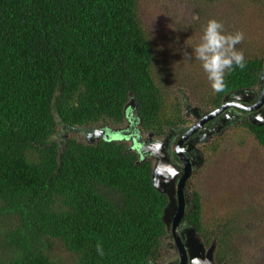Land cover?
<instances>
[{"label": "trees", "instance_id": "1", "mask_svg": "<svg viewBox=\"0 0 264 264\" xmlns=\"http://www.w3.org/2000/svg\"><path fill=\"white\" fill-rule=\"evenodd\" d=\"M137 5L138 0H0V264L160 260L167 197L153 187L152 161L138 162L124 143H83L67 129L57 140L58 123L122 124L129 96L144 133L164 137L191 122L154 74L155 51ZM245 60L243 69L226 73L223 91L208 95L204 107L216 108L226 93L257 85L264 57ZM238 127L236 134L264 151V125L245 119ZM222 136L206 145L209 155L223 151L228 141ZM190 186L192 205L183 221L206 247L215 242L216 264L231 263L238 211L207 206L204 189L193 180ZM53 245L71 260L55 257Z\"/></svg>", "mask_w": 264, "mask_h": 264}, {"label": "rangeland", "instance_id": "2", "mask_svg": "<svg viewBox=\"0 0 264 264\" xmlns=\"http://www.w3.org/2000/svg\"><path fill=\"white\" fill-rule=\"evenodd\" d=\"M137 10L155 51L154 74L160 76L164 93L177 96L182 112L185 104L206 112L203 103L214 92L194 53L209 19L222 22L226 33H244L236 47L245 57H264V0H138ZM188 54H192L190 58ZM239 123L220 131L228 141L221 153L206 152V145L220 135L197 146L204 162L192 172L186 186L192 192L190 180L197 181L207 194V206L223 204L238 211V228L233 229L235 250L229 264H264V151L249 137L236 134ZM58 128L60 142L67 133L63 135L59 123ZM75 133L85 142L80 132ZM52 252L63 263L71 260L58 245L52 246Z\"/></svg>", "mask_w": 264, "mask_h": 264}, {"label": "water", "instance_id": "3", "mask_svg": "<svg viewBox=\"0 0 264 264\" xmlns=\"http://www.w3.org/2000/svg\"><path fill=\"white\" fill-rule=\"evenodd\" d=\"M261 74L260 77L264 78V71ZM234 94L235 100L231 103H224L220 108L198 119L184 133L173 153L170 147V133H167L164 137H155L152 132H142L141 121L136 116L137 103L132 96H129L128 102L123 107L124 121L118 126L111 127L104 124L92 128H78L61 124L62 130L67 129L72 132H81L85 140V142L81 141L83 143L92 144L99 140L127 143L128 150L137 154L138 162L146 160L147 158L152 161L153 187L167 197V204L163 211L162 221L167 232H171L178 249L179 259L177 264H216L214 261L215 242L206 247L195 227L183 221L186 212L192 205L186 188L187 181L193 170L199 169L204 162L202 154L196 148V144L208 143L211 134H219L226 123V119H223L220 126L215 129L208 130V128L200 126L202 123L213 120L223 109L231 106H238V108L249 113L247 119L252 125H264V90L254 104L248 103V100L239 96L236 98L238 94L246 96L248 90L239 89ZM227 99L228 96L225 97V100ZM198 110V107L185 104L186 116L192 114L195 118H198ZM200 128V140L195 141L193 146L181 151L179 147L183 140L194 134ZM63 137H66V135ZM192 148L197 151V154L193 159H190L187 154ZM173 154L179 160V163L172 161L171 156Z\"/></svg>", "mask_w": 264, "mask_h": 264}, {"label": "clouds", "instance_id": "4", "mask_svg": "<svg viewBox=\"0 0 264 264\" xmlns=\"http://www.w3.org/2000/svg\"><path fill=\"white\" fill-rule=\"evenodd\" d=\"M243 39V32L226 33L222 22L216 19L207 21L194 53L196 59L201 62L214 91H223L227 72H231L235 68L243 69L245 67L244 52L236 47ZM191 55L188 54V58ZM96 248L102 256L104 254L103 246L98 243Z\"/></svg>", "mask_w": 264, "mask_h": 264}, {"label": "flooded vegetation", "instance_id": "5", "mask_svg": "<svg viewBox=\"0 0 264 264\" xmlns=\"http://www.w3.org/2000/svg\"><path fill=\"white\" fill-rule=\"evenodd\" d=\"M261 73H260V75H262ZM260 75L258 77V79H260V80H258L257 85L255 87L250 88V89H245V90H248V94L246 96L242 95V94H238L236 96V98L239 96L241 98L248 100L249 101L248 103L254 104L256 102L257 98L259 97V95L261 94V92L264 90V78H261ZM235 91H237V90L226 93L225 96L222 98L220 105L216 108H213L210 110L208 109L206 112L201 111V109L199 108L198 118H195L192 114H190L189 116H186V111L183 112V116L186 119H189L190 116L194 118L191 122H189L187 124V128L189 129L191 126H193L197 122L198 119H201V118L205 117L209 112L220 108L222 105H224V103H227V102L231 103L233 100H235V98H234V96H235L234 92ZM226 96H228L227 100H225ZM248 114L249 113H247L246 111L238 108V106L226 107L225 109L222 110V112L219 115H217V117H215L213 120L202 123V125L200 127H206V128H208V130L215 129L218 126H220V123H222L223 119H226V123L224 124V126L222 128V130H224L226 128H229L230 126L236 125L238 122H240V123L243 122L245 119L248 118ZM111 127H115V126H111ZM187 128L185 129V126H183V127H177L175 129H169L168 133L171 134L170 135V143H171L170 147L172 148V153L175 152V147L177 146L180 139L183 137L184 133L188 130ZM200 131H201V128L198 129L196 132H194V134L188 136L185 140H183L179 149L181 151H183L184 149H187V148L193 146L195 141H199L201 138V135L199 136ZM64 134L65 133H63V135ZM81 134L82 133L80 132V135ZM63 135L61 134L60 136H63ZM215 135H221V132L219 134H214V135L211 134V136H209V138L211 139ZM199 144H196L197 149H198L197 146ZM201 144H206V143H201ZM198 152H200L199 149H198ZM196 154H197V151L192 148L190 151H188L187 156L190 159H193ZM200 154H201V152H200ZM171 159L173 162L179 163V160L175 158L174 154L171 156ZM195 170H197V169H195ZM186 188H187L189 197L191 199V204H192L193 197H192L191 191L189 190V188L187 186H186ZM166 240H170V241L166 243ZM164 241H165V246L162 249V251L160 252V257H159L160 260L152 261L150 264H177L178 259H179V252H178V249H177L176 244L174 242V239L171 235V232L168 231V234L164 238ZM165 249H167V250H165ZM164 250L166 251L165 252L166 254H163Z\"/></svg>", "mask_w": 264, "mask_h": 264}]
</instances>
